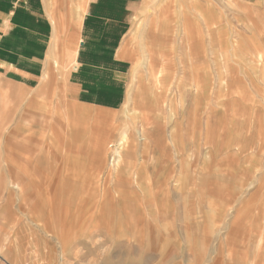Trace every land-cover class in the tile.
Returning a JSON list of instances; mask_svg holds the SVG:
<instances>
[{
    "label": "rangeland",
    "instance_id": "374dc122",
    "mask_svg": "<svg viewBox=\"0 0 264 264\" xmlns=\"http://www.w3.org/2000/svg\"><path fill=\"white\" fill-rule=\"evenodd\" d=\"M135 17L120 108L0 78V264H264V0Z\"/></svg>",
    "mask_w": 264,
    "mask_h": 264
},
{
    "label": "crops",
    "instance_id": "0c3cea01",
    "mask_svg": "<svg viewBox=\"0 0 264 264\" xmlns=\"http://www.w3.org/2000/svg\"><path fill=\"white\" fill-rule=\"evenodd\" d=\"M143 2L0 0V78L14 95L16 88L28 92L24 100L31 108L54 104L58 89L61 103L122 107L129 79L126 38Z\"/></svg>",
    "mask_w": 264,
    "mask_h": 264
},
{
    "label": "bare ground",
    "instance_id": "6f19581e",
    "mask_svg": "<svg viewBox=\"0 0 264 264\" xmlns=\"http://www.w3.org/2000/svg\"><path fill=\"white\" fill-rule=\"evenodd\" d=\"M128 93H129V92H128ZM18 100H19V99H18ZM13 107H14V106H13ZM9 119H10V118H9ZM74 121H75V120H74ZM77 123H78V122H77ZM73 125H74V124H73ZM103 125H105V123H104ZM103 125H102V126H103ZM102 126H101V127H102ZM54 135H55V134H54ZM57 135H58V134H57ZM103 146H104V145H103ZM111 146H112V144H111ZM100 150H101V149H100ZM117 150H118V149H117ZM121 150H122V151H121ZM121 150H120V151L123 153V149H121ZM24 151H25V150H24ZM102 151H103V150H102ZM113 151H114V150H113ZM115 151H116V150H115ZM117 152H118V151H117ZM126 152L128 153L129 151L127 150ZM126 152L124 151V153H126ZM124 153H123V154H124ZM11 154H12V153H11ZM117 154H118V158H119V159H120V156L122 157V155H123V154L120 155L119 152H118ZM13 156H14V155H13ZM124 156H125V155H124ZM14 157H15V156H14ZM11 158H12V157H11ZM11 158H10V159H11ZM17 158H18V157H17ZM12 159H13V158H12ZM26 159H27V158H26ZM121 159H122V158H121ZM20 160H21V159H20ZM35 160H36V159H35ZM91 160H92V158H91ZM10 161H11V160H10ZM21 161H22V160H21ZM99 161H100V160H99ZM11 162H12V161H11ZM14 162H15V161H14ZM37 162H38V161H37ZM21 163H23V161H22ZM21 163H19V164H21ZM12 164H13V163H12ZM23 164H24V163H23ZM23 164H22V166H23ZM14 166H15V165H14ZM26 166H27V165H26ZM16 167H17V166H16ZM5 171H6V170H5ZM34 175H35V174H34ZM39 184H40V183H39ZM40 185H41V184H40ZM93 188H94V187H93ZM201 223H202V222H201Z\"/></svg>",
    "mask_w": 264,
    "mask_h": 264
}]
</instances>
